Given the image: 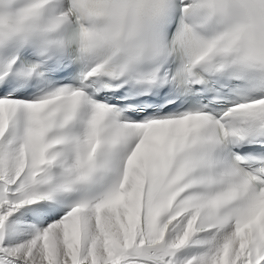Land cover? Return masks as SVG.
Here are the masks:
<instances>
[{
	"label": "snow or ice",
	"instance_id": "6c2138e0",
	"mask_svg": "<svg viewBox=\"0 0 264 264\" xmlns=\"http://www.w3.org/2000/svg\"><path fill=\"white\" fill-rule=\"evenodd\" d=\"M0 264H264V0H0Z\"/></svg>",
	"mask_w": 264,
	"mask_h": 264
}]
</instances>
